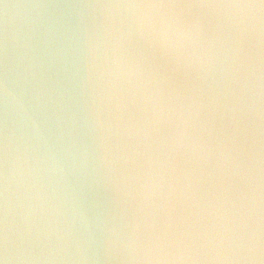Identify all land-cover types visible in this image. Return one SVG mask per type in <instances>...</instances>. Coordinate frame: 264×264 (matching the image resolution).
Segmentation results:
<instances>
[{
    "label": "clouds",
    "instance_id": "obj_1",
    "mask_svg": "<svg viewBox=\"0 0 264 264\" xmlns=\"http://www.w3.org/2000/svg\"><path fill=\"white\" fill-rule=\"evenodd\" d=\"M0 264H264V0H0Z\"/></svg>",
    "mask_w": 264,
    "mask_h": 264
}]
</instances>
